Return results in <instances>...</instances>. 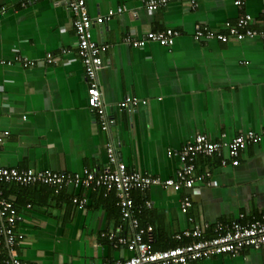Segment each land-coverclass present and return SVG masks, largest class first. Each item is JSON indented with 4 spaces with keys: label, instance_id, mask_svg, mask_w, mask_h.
Instances as JSON below:
<instances>
[{
    "label": "crops",
    "instance_id": "1",
    "mask_svg": "<svg viewBox=\"0 0 264 264\" xmlns=\"http://www.w3.org/2000/svg\"><path fill=\"white\" fill-rule=\"evenodd\" d=\"M244 1L239 10L234 0H198L192 11L184 1L170 0L149 12L139 0H86L93 18L105 16L108 9L126 8L91 29L94 41L109 46L97 85L115 123L103 132L87 109L88 83L64 0H40L23 8L18 0H0V9L5 8L0 17V132H8L0 165L100 172L107 166L105 146L111 143L129 171L167 179L179 166L178 158L168 153L179 151L195 135L228 142L254 132L261 139L246 146L236 167L221 166L218 157L197 158V172L208 171L210 177L196 192L152 187L132 197L140 223L153 228L156 250L177 243L174 236L195 224H209L206 234L213 237L217 223L233 222L240 215L242 223L259 219L264 215V42L192 37L196 25L225 33L224 24H234L243 13L260 29L263 0ZM167 28L181 33L169 48L149 43L133 49L122 42L128 33L137 39ZM15 54L37 63L31 68L1 64L13 61ZM47 54L53 63H46ZM127 96L146 105L120 111L117 104ZM221 157L228 159L227 150ZM3 194L23 216L17 230L24 240L17 252L28 264H104L130 257L125 247L105 237L118 226L127 238L132 235L113 193L66 187L55 194L45 185H5ZM183 195L192 202L186 214L179 210ZM75 197L88 200L85 209L72 203ZM189 264H264V248Z\"/></svg>",
    "mask_w": 264,
    "mask_h": 264
},
{
    "label": "built area",
    "instance_id": "2",
    "mask_svg": "<svg viewBox=\"0 0 264 264\" xmlns=\"http://www.w3.org/2000/svg\"><path fill=\"white\" fill-rule=\"evenodd\" d=\"M40 0H18L20 6L26 7ZM54 1V0H51ZM170 0H139L141 5L149 12H154L169 3ZM187 3L190 10L195 11L198 0H182ZM66 9L73 18V26L76 37L77 55L81 60L87 86V109L97 121L101 131L110 130L114 125V119L109 116L102 101V96L97 85V74L102 68V57L109 49L104 43L93 40L91 29L95 25H101L113 16L122 14L126 8L108 9L105 16L93 18L89 15L86 0H64ZM244 0H234V6L239 10L244 7ZM5 8L0 9V17L4 15ZM264 18V0L261 9ZM254 20L246 13L241 14L234 24H224L225 33L214 32L208 28L196 25L192 37L195 41L217 40L228 43L230 40L243 41L245 39H260L264 42V20L260 29L253 28ZM181 35L173 29L150 31L142 38H134L131 33L126 34L122 42L126 46L138 49L149 43H155L162 47H171L175 40ZM66 54V50H62ZM18 62L23 68H31L37 62L26 57L15 54L13 61L1 64L10 66L12 62ZM54 62L52 54H47L46 63ZM145 106L146 102L138 98L127 96L123 98L117 107L120 111L130 112L138 106ZM264 135V130L262 132ZM8 136L7 131L0 132V152L4 139ZM261 135L254 132L241 133L228 142H212L204 134L195 135L179 151L168 153L169 157L179 160V166L173 177L162 179L137 170L129 171L116 154L111 143L105 146L107 166L103 171L95 172L84 169L78 173H62L51 170L35 171L31 169L7 168L0 165V264H28L20 259L17 249L23 243V234L17 230L18 223L23 221V216L12 201L3 195V186L17 185L20 187H32L45 185L54 189L58 194L63 188L74 187L83 190L102 189L105 195L113 193L117 200L120 218L127 222L132 235L127 238L123 233L122 226L114 232L105 234V237L118 246L125 247L130 257L113 263L104 264H189L192 262L206 260L213 256L229 255L238 256L245 249L259 250L264 248V215L249 223H242L243 215L230 223H217L212 229L214 236H207L210 229L209 224L193 225L191 230L183 231L174 236L175 241L189 239V243L178 244L165 250H156L153 247V228L142 225L138 219L139 208L135 205L132 194L134 192H145L152 187H160L173 192L190 191L196 192L200 186L210 177L208 171L197 172V158L218 157L219 164L226 166L230 163L236 167L240 164L241 152L248 144L257 143ZM228 152V159L222 158V150ZM72 203L80 209H85L88 200L84 197H75ZM192 206L189 195H183L180 199L179 210L186 214ZM30 205L26 208L30 209ZM150 208V203H146Z\"/></svg>",
    "mask_w": 264,
    "mask_h": 264
},
{
    "label": "trees",
    "instance_id": "3",
    "mask_svg": "<svg viewBox=\"0 0 264 264\" xmlns=\"http://www.w3.org/2000/svg\"><path fill=\"white\" fill-rule=\"evenodd\" d=\"M13 186H15L16 188H18V189H26V188H29V187H20V186H17V185H13ZM64 189V188H63ZM52 190H54V189H52ZM55 192V191H54ZM4 195V194H3ZM5 197V196H4ZM14 204V203H13ZM15 205V204H14ZM16 206V205H15ZM153 241H154V238H153ZM186 242H183L182 244H185V243H189L190 241H189V239H187V240H185ZM155 242V241H154ZM154 242H153V247H154ZM178 244H180V243H174V244H172V245H169L167 248H165V249H168V248H172V247H175V246H177ZM155 249V248H154ZM164 249V250H165Z\"/></svg>",
    "mask_w": 264,
    "mask_h": 264
},
{
    "label": "rangeland",
    "instance_id": "4",
    "mask_svg": "<svg viewBox=\"0 0 264 264\" xmlns=\"http://www.w3.org/2000/svg\"><path fill=\"white\" fill-rule=\"evenodd\" d=\"M14 62H16V61H14ZM18 65L20 66V67H22L19 63H18ZM23 68V67H22Z\"/></svg>",
    "mask_w": 264,
    "mask_h": 264
}]
</instances>
